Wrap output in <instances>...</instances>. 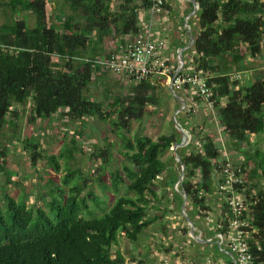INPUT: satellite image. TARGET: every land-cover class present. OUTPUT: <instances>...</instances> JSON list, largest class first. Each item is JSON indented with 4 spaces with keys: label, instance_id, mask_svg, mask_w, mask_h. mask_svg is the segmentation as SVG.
I'll list each match as a JSON object with an SVG mask.
<instances>
[{
    "label": "trees",
    "instance_id": "16d2710c",
    "mask_svg": "<svg viewBox=\"0 0 264 264\" xmlns=\"http://www.w3.org/2000/svg\"><path fill=\"white\" fill-rule=\"evenodd\" d=\"M197 1L199 8L192 16L199 28L191 61L195 67L189 72L185 65L182 74L201 73L207 78L221 128L230 138L228 143L235 141L238 148L251 143L253 135L264 138V70L258 78L242 83L232 76L234 69L246 68V58L263 52L264 0ZM55 2L0 0L4 11L10 13L9 21L0 24V130L10 126L16 131L18 119L25 112L19 106L28 104L31 121L56 114L58 119L82 125L96 118L108 122L119 136L118 151L124 161L110 173V182L100 176L105 192L102 197L91 188L80 168L69 165L79 149L82 128L76 129L70 143H65L58 154L43 153L38 137L25 138L24 146L31 148L34 167L42 158L60 172V159L65 158L68 172L62 185H53L55 179L50 177L49 200L39 197L32 206L4 191L0 201V264H126L120 249L113 251V247L118 245L120 235L138 243L145 228L165 216L166 207H157L160 214L153 217L148 209L152 198L162 200L155 187L166 169V189H174L180 180L163 155L182 137L176 131L157 139L143 133L131 136L132 121L142 118L147 104L154 101L158 83L128 80L133 85L130 95H112L108 90V101L94 100L90 95L94 70L103 68L93 59L109 57L119 50L108 49L106 53L108 39L139 32L138 12L149 9L152 0H118L115 4L114 0H58L53 7ZM23 11L32 12L33 24L27 20L29 16H17ZM194 97L199 100V96ZM193 111H187L190 117ZM194 130L195 140L201 145L190 152L179 150L185 164V176L179 185L188 195V203L203 209L208 206L207 196L218 192L224 143L215 138L217 132ZM4 146L1 157L8 147ZM252 148L255 166L245 165L247 155L243 163L232 161L248 173L243 187L251 216L249 240L257 254L256 264H264V150ZM105 154L111 160V147L100 149L97 156L106 160ZM11 177L9 174V182ZM256 179L262 182L261 187L253 182ZM123 187L131 193L121 194ZM113 193L116 197L111 202ZM222 201L227 215V204ZM226 224L224 220L221 230ZM184 231L188 234L187 229ZM162 236L167 238L169 231Z\"/></svg>",
    "mask_w": 264,
    "mask_h": 264
},
{
    "label": "rangeland",
    "instance_id": "374dc122",
    "mask_svg": "<svg viewBox=\"0 0 264 264\" xmlns=\"http://www.w3.org/2000/svg\"><path fill=\"white\" fill-rule=\"evenodd\" d=\"M171 1L172 13L176 18V21L172 24L171 29L172 31H174L173 36L175 37V44H180L182 40H184V38L180 36L183 35L182 31L179 32L178 30L181 29L186 31L191 28L196 30L198 29V27L195 18H193L192 16L187 20V17L191 12H188L189 4L186 1ZM57 2L58 0H56L53 7L57 5ZM50 13L51 10L49 11V15ZM9 16L10 13H6L0 5V24L8 22ZM17 16L20 19H25L26 16H29L27 20L32 24L34 23V16L32 15V12L23 11ZM52 16L54 18L55 15L53 14ZM58 20L61 19L58 18ZM167 33L169 32L167 31ZM109 40L111 41V38ZM164 45L166 47V44ZM184 56L186 59V54ZM250 65L253 68H260V72L264 70V62L261 60H254L250 62ZM161 78L162 79H160L159 83L155 80L158 85L157 90L155 89L156 91L154 92V94L156 93L154 96V101L147 104V111L144 113L142 118L132 121L130 128L131 136H134L137 133H143L153 137L154 139H157L162 134H170L171 132L176 131L180 132L182 137V131L178 128L175 119L176 117L179 122H184V113L182 112L183 109L181 111H178V109L182 106L181 102L177 100L175 95L168 88V78L166 76H163ZM109 79L112 84L109 83ZM104 82V84H101L100 81L92 82V90L90 95L94 100H104L105 102L107 99L108 101V90L112 95L121 94L122 97L128 96L131 92H133L132 87H129L127 84H122V82L117 83V80L114 78V76H110V78L108 77L106 80H104ZM19 109L20 111L22 110V113L23 109H25V112L21 114L20 118L18 119V129L15 131L14 128L5 126L3 130H0V152L2 148L5 147L4 145L7 144L8 146L7 149H4L6 151L4 156L1 157L0 155V201H2L5 190H7L18 200L24 198L27 204L30 206H32L35 202H38L39 197H44L49 200L47 191L50 187V177L53 176L55 179V183L53 185H62V178L68 172L65 158L60 159V163L62 164V170L60 172L54 171L53 168L49 166L47 160L42 158L38 160V165L34 167L32 165L31 148H26L23 141L25 138L34 139V137H38L37 140H39L40 143L39 147L43 153L58 154L59 151L64 147L65 143H70V139L72 138L76 129L79 128L83 129V137L79 138V149L74 152L75 158L69 161V165L73 169L80 168L83 172V177L87 180L88 183H90L91 188L94 189L96 193H99V195L104 197L105 192L100 184V176L103 175V177L101 176V180L104 179L105 181L110 182V173L118 166H122L124 161L122 155L118 151V149L121 148L120 138L116 133L113 132L111 125H109L108 122H103L96 118H90L88 122L81 125L80 122L71 123L66 122L65 119H58L56 114L51 117L40 118L37 121H31L29 119L31 105L28 104L25 108L24 106L20 105ZM110 109L112 108H109V110ZM191 122L198 123V125H206L208 123L205 118V113H203L201 110L192 117ZM189 125L191 133H187L189 139L188 144L183 147H179L177 149L178 154L173 150L172 146L163 155V158L165 160L170 161V166L175 170V172H177L178 175H180V177L182 168L180 162L177 160L178 155H180L179 150L190 152L192 150H197V148H200L201 145L199 141L195 140L194 134L192 133V131H194V128H192V124ZM217 127H214L213 131H216ZM48 129H50L49 132H47ZM64 132L66 135H64ZM220 136L222 137L224 143V147L222 150H226L227 154L229 153V157L231 158V160H238L239 162L243 163L245 162L244 156L247 155L246 159H249L248 161L246 160L248 163L245 165H248V168L256 165V163H254L252 159V153L255 151V149H251V147L257 146L258 148L264 150L263 136L253 135L250 141L251 143H243L239 145L238 148H236L235 141H231L228 143V140H230V138L225 139V136L223 134H220ZM107 146L111 147V152L113 155L111 160H108L109 156L107 154H105V157H108L106 160H103L102 158L97 156L99 155L100 149H106ZM230 149L234 151H231ZM224 152L222 155L223 159H225L224 156H226ZM103 165H105L104 169H102ZM167 173L168 170L166 169L158 179L159 181L156 182L157 186L155 187L162 200L158 201L152 198L151 205L148 209L149 215L153 217L157 213L160 214V210L157 207H166L168 210L166 211L165 216L162 218V220L157 219L155 222L145 228L144 233L141 235L138 243L129 241L127 238L120 235L119 242H121V244L118 243L117 246L113 247V251H116L117 248H120L121 252L125 255L126 259L131 264H157L155 258H157L158 255L151 260L152 256H150V252L148 251V247L150 245L149 240L154 232L157 231L159 236L162 232L166 231L167 233L169 231L172 234L173 231L168 225L174 224L177 219H180L179 224L184 223V225H187V218H184L182 212L183 198L182 196H180L177 190V188L181 190V186L179 185L180 182L175 184L174 189H172L171 187L166 189L163 182L168 176ZM9 174L12 175L10 182L8 180ZM77 176L78 174H76L74 178H76ZM83 181L84 179L81 180L80 183H82ZM249 182L252 181L249 179ZM253 182L258 184L257 187L262 186V182H259V180L257 179ZM88 189L89 188H87L86 191H88ZM109 192H111V189H109L108 193ZM128 193L131 192L123 187L121 190V194ZM115 197L116 196L113 193L111 195L110 201L112 202ZM89 203L93 204V201L89 199ZM185 209L190 218L193 221H196V212L192 211L190 207H186ZM174 216L176 217V220L174 219ZM170 217H173L172 219H174V221L169 220ZM198 223L199 222H197V224ZM164 224L165 226L167 225L166 228L163 227ZM167 227L169 230L167 229ZM175 238L176 240H178V237Z\"/></svg>",
    "mask_w": 264,
    "mask_h": 264
},
{
    "label": "built area",
    "instance_id": "2783aa9c",
    "mask_svg": "<svg viewBox=\"0 0 264 264\" xmlns=\"http://www.w3.org/2000/svg\"><path fill=\"white\" fill-rule=\"evenodd\" d=\"M166 12V0H152L150 8L147 9L148 20L140 31L128 36L129 38L121 44L117 52L112 53L109 57H96L93 61L104 70L130 81L151 80L154 84L156 78L166 76L175 92L184 87L187 88L188 85L189 92L193 97L199 96L213 109V88L208 83L207 78L201 73L182 74L184 65H182L180 58L178 57V60L172 64L163 55V46L155 37L154 28L157 19ZM188 19H190V16L187 17ZM195 106L196 104L193 101L185 103L183 110L191 112L195 110ZM224 151L222 150L226 158L218 171L221 177V182L218 183V193L224 203L227 204L229 212L225 215V204L220 205V208L223 207L221 209L222 221L219 225L217 237L221 246L223 243L228 244L232 255V264H256L257 254L249 240L251 216L246 194L244 193L245 187H243L247 181L246 169L233 162L229 157V153L227 154L226 150ZM253 193L256 195L255 191ZM221 204H223V201ZM184 212L186 213V209ZM224 220H227V224L225 229L221 230ZM159 264L181 263L168 255H164ZM208 264L214 263L209 260Z\"/></svg>",
    "mask_w": 264,
    "mask_h": 264
},
{
    "label": "crops",
    "instance_id": "0c3cea01",
    "mask_svg": "<svg viewBox=\"0 0 264 264\" xmlns=\"http://www.w3.org/2000/svg\"><path fill=\"white\" fill-rule=\"evenodd\" d=\"M118 0H114L113 4L117 2ZM186 1L189 6V11L191 12L188 16H193L195 13H193L196 3L192 2L191 0H184ZM166 7H167V12L160 16L156 23H155V28H154V34L155 37L158 39V41L161 43L163 46V55L169 60L170 63H174L176 60H178V57L180 55V52L183 47L185 49L183 50V54H186V59L184 56V66L187 65L186 70L189 72H193L194 70V65L191 64L192 58L194 56V51H193V45L191 44V38L189 34V30L192 31V33L195 35L199 28L194 30V29H189V30H178L179 32L182 31L183 35H180L184 40L180 44H175L174 39L175 37L173 36V32L171 29L172 24L176 21L175 16H173L172 13V1L171 0H166ZM193 6V9H192ZM192 9V10H191ZM191 10V11H190ZM148 13L147 10H142L141 12H138V26L143 27V25L146 23L148 20ZM198 27V25H197ZM169 33H167V31ZM131 34H125L121 37L118 38H111V41L107 40L106 41V53L108 49H112V51H117L121 44L122 41L129 38ZM166 44L165 45L163 44ZM182 46V47H181ZM188 50V51H187ZM188 52V54H187ZM248 56V55H247ZM105 57V56H103ZM246 68L245 69H234L232 72V76L234 79L240 80L242 82H246L249 80H254L258 78V73L260 72V68L258 67H252L250 65V62L252 61H263L264 62V47H263V52L261 55L257 57H248L246 58ZM257 70V71H256ZM96 75L94 77V81H100L101 84H104V80H106L108 77L110 78L114 76V78L117 80V83L122 82L127 84L129 87L133 88L132 82L115 75L110 72H106L103 69H95ZM239 75V77H237ZM161 77L156 78V82H160ZM110 84L111 81L110 79L108 80ZM162 83V82H161ZM168 88L172 91L171 86L169 81L167 82ZM125 87V85H124ZM157 90V89H156ZM172 93L175 95L178 101L181 102L182 100H185L186 103L194 102L196 104L195 110L192 112L191 117L190 114L187 111H182L184 113L183 120L184 122H180L181 126L184 127L186 130H188L191 133V130L189 129L190 125L192 124V128L196 127L201 129L203 132L209 133L211 132H217V139H220L223 141L222 137L220 134H223L225 136V139H228L227 134L223 132L219 119H218V114L216 111V108L211 109L209 105L204 102L202 98H198L199 100H196L195 97L191 95V93L188 91V88L184 87L182 89L177 90L176 92ZM202 111L205 113V118L208 121V123L205 125H198V123L191 122V119L194 115H196L199 111ZM205 120V119H204ZM205 122V121H204ZM185 123V124H184ZM218 126V127H217ZM212 127V128H211ZM216 128V131H213V128ZM188 128V129H187ZM191 128V129H192ZM195 130L192 131L193 134H195ZM231 150V149H230ZM234 151V150H231ZM234 154V153H232ZM247 173V172H246ZM248 175V173H247ZM179 194L184 197V193L182 190H179L177 188ZM212 196V195H211ZM207 196V199H209L207 203L206 208H199L195 207L192 204L186 203V207H190L192 211H195L196 213V221L192 220V223L194 225V233L196 235V238L191 234V223L187 220V225H184V223L179 224L180 219H175L176 217L174 216V219L176 220L174 224H169L171 230L173 233L169 232V238L163 237L162 233L160 236L158 235L157 231L154 232V234L151 236L149 240V247L148 251L150 252V256H152L151 260L155 258V256L158 255L157 258H155L157 261V264H159L160 259L164 255H168L178 261L181 264H208V261H212L214 264H230V260L232 259V255L229 251V247L227 243H223V245H220V240L217 237V234L219 233V225H221V218H222V213L220 205H222V197L221 195L216 192L213 194V196ZM184 202V200H183ZM224 205V204H223ZM185 207V208H186ZM188 210V209H187ZM183 212V208H182ZM190 217V216H189ZM173 217H170L169 220H173ZM180 218V217H177ZM184 218H186L184 216ZM167 219V221H168ZM197 222H199L197 224ZM184 229H187V233L184 231ZM162 232V231H161ZM171 235V236H170ZM175 237H178V240H176ZM165 238V239H164ZM158 240V241H157ZM167 241V242H166ZM121 244V242H119ZM120 248H117L118 250ZM121 251V250H120ZM122 253V252H121ZM123 254V253H122ZM124 255V254H123ZM141 255V254H140ZM125 256V255H124ZM126 259V257H125ZM126 264H131L127 259H126Z\"/></svg>",
    "mask_w": 264,
    "mask_h": 264
},
{
    "label": "water",
    "instance_id": "95a60500",
    "mask_svg": "<svg viewBox=\"0 0 264 264\" xmlns=\"http://www.w3.org/2000/svg\"><path fill=\"white\" fill-rule=\"evenodd\" d=\"M191 1L196 3L195 9L193 11V13H195L198 10V8H199V3H198L197 0H191ZM189 34H190V38H191V44L193 45L194 44V40H195V36H194V34L192 33L191 30H189ZM184 49H185V47L182 48V50L180 52V55H179V58H180V61L182 62V65H184V63H185L184 54H183V50ZM171 89H172L173 92H175L173 90V88H171ZM185 103H186L185 100H182V104L183 105L178 109V111H181L184 108ZM175 119H176V123H177L178 128L182 131V140L180 142L175 143V145L173 146V150L178 154L177 149L179 147H183V146L187 145L188 142H189L188 135H187V133H189V131L181 126L180 122L177 120L176 117H175ZM177 160L180 162L181 168H182V173H181V177H180V180H179V182H180V181H182L184 179L185 164L182 162L180 155H178ZM184 197H185V199H184V202L182 204L183 214L187 218V220L191 223V234L196 238V235L194 233V225L192 223V220L189 217V215L184 212L185 207H186V203H187V200H188V195L185 192H184Z\"/></svg>",
    "mask_w": 264,
    "mask_h": 264
}]
</instances>
